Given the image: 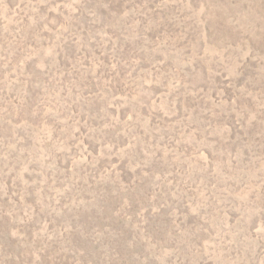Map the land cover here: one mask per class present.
Listing matches in <instances>:
<instances>
[{
  "label": "rangeland",
  "instance_id": "374dc122",
  "mask_svg": "<svg viewBox=\"0 0 264 264\" xmlns=\"http://www.w3.org/2000/svg\"><path fill=\"white\" fill-rule=\"evenodd\" d=\"M0 264H264V0H0Z\"/></svg>",
  "mask_w": 264,
  "mask_h": 264
}]
</instances>
